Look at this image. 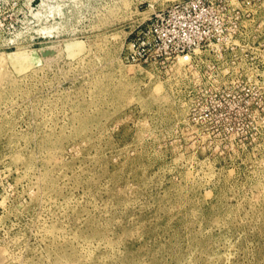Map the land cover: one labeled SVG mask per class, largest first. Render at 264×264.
<instances>
[{"label": "rangeland", "instance_id": "obj_1", "mask_svg": "<svg viewBox=\"0 0 264 264\" xmlns=\"http://www.w3.org/2000/svg\"><path fill=\"white\" fill-rule=\"evenodd\" d=\"M172 1L0 0V264H264V0L129 63Z\"/></svg>", "mask_w": 264, "mask_h": 264}, {"label": "built area", "instance_id": "obj_2", "mask_svg": "<svg viewBox=\"0 0 264 264\" xmlns=\"http://www.w3.org/2000/svg\"><path fill=\"white\" fill-rule=\"evenodd\" d=\"M207 10L202 0L172 1L138 30V39L126 59L136 64L192 62L193 50L199 49L206 38L202 17ZM152 53V55H150Z\"/></svg>", "mask_w": 264, "mask_h": 264}]
</instances>
